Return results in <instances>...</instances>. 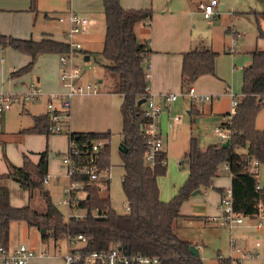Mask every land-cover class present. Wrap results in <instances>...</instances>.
I'll return each instance as SVG.
<instances>
[{
    "label": "trees",
    "instance_id": "1",
    "mask_svg": "<svg viewBox=\"0 0 264 264\" xmlns=\"http://www.w3.org/2000/svg\"><path fill=\"white\" fill-rule=\"evenodd\" d=\"M105 34L101 55L107 60L103 67L107 74L117 75L115 91L122 95V144L121 151L125 173L122 188L129 203L126 213L117 212L110 198V178L102 176L98 181H85V194L78 199V207L86 215L81 219L66 218L53 202L44 181L48 173V150L40 153L38 162L27 154L23 164L18 166L8 161V171L0 174V246L9 248L11 223L24 221L30 227L44 229L42 240L64 239L68 236L85 237L84 244L76 248L84 254L109 252L117 248L122 254L142 253L157 256L159 264H233L230 257L219 255L215 263L208 262L191 252V242L182 238L177 223L185 216L181 207L197 189L212 187L214 179L221 175L224 164L231 172L233 205L238 214L257 218L264 216V186L258 187V179L250 171V158L264 163V129L256 126V118L264 107V49L253 53L252 65L244 69L242 96L230 124V144H210L201 148L197 138L191 136L186 152L189 174L176 195L168 201L160 196L159 177L167 173V152L156 151L155 162L150 164L147 154L150 138L146 134L149 118L145 116V103L150 85L147 59L152 52L149 38L140 40L136 25L153 17L151 8H125L120 0H103ZM33 11L37 0H32ZM257 20L258 37L264 39V10L251 11ZM47 15V14H46ZM0 46L11 47L30 55L31 60L12 71V77H19L30 71L39 54H64L70 50L66 41L45 37L40 40L19 38L0 31ZM218 52L211 48L192 49L184 53L182 63L183 89L190 88L194 81L205 74H215ZM192 107V116L198 112ZM34 124L21 132L50 134L48 114L33 116ZM226 122L222 123L223 125ZM79 142L84 156L98 155V172H108L111 163V132L81 131L70 134ZM98 139L107 140L103 149L90 150L91 143ZM89 149H88V147ZM247 147V154L240 149ZM14 179L30 194L42 190L46 210L39 212L32 205L13 206L10 202L9 180ZM223 192L224 188H216ZM203 218V216H191ZM99 264V263H97ZM117 264H127L118 262ZM140 264V263H128Z\"/></svg>",
    "mask_w": 264,
    "mask_h": 264
},
{
    "label": "crops",
    "instance_id": "2",
    "mask_svg": "<svg viewBox=\"0 0 264 264\" xmlns=\"http://www.w3.org/2000/svg\"><path fill=\"white\" fill-rule=\"evenodd\" d=\"M77 1L84 3V6L80 7L79 9L81 12L78 13H81L88 18V23L84 28V32L78 35V39L82 43L83 47L84 39L86 36H88L92 29L100 25L105 27V17L102 20L100 15L97 14V10L100 12L99 14H101V12L104 14V10L102 11V9H104L103 0H37L36 11H33L31 8L32 0H0V31L2 33L19 38H33L36 40H40L45 37H51L56 40L66 41V39L62 38V36L65 35V31L68 27V15L71 11H74L71 8ZM120 1L122 6L125 8H151L153 10V17L151 19L150 25L146 21L138 23L136 25V33L140 40L149 38L150 46L152 49V52L149 54L147 59L150 79L149 92L159 96L167 93L178 94L177 99L164 105V110L160 117V136L163 142L162 149L166 150L168 160L169 154L166 147L169 144L168 128L170 129L172 126H174L175 122L178 121L176 117L180 116L178 115L172 118V108L179 104L180 107L186 108L188 110V113L192 115V107H194V110L198 112V117L196 119L198 122L202 119V116H205L208 113L221 114L226 120V114L229 112V110L232 109V100H230L231 96L229 94V90H232L238 97L243 94L239 93V95L236 92V86L238 83H243L244 69L252 65L253 53L255 52V50L264 49V46H259L258 44H256L253 47H248L247 49H244L246 51L242 53H239L238 48L237 51H231V43L234 34L237 38V42L239 39L243 38V33L239 32L235 28L234 21L236 17H239V15H253L256 19L255 15L251 11L264 10V0H239L240 3L235 4L233 0L231 9L228 11V13H226L230 15L231 20L229 22L224 18V15L226 14L223 12L220 0H218V4L215 7V14L210 20L204 16L202 7L200 6V4L202 3H209L210 0ZM239 6H241V8ZM48 21H50V23L56 24V28L52 27V25H50ZM204 22L207 23L208 29L202 28ZM45 23H48L49 27H45ZM261 26L264 29V21L261 23ZM30 32L32 33L31 35H29ZM224 34H230L231 41H226ZM258 39L262 38L258 37L257 32L256 40ZM217 42L221 44L220 47L216 46ZM0 47L2 48V46ZM203 48H211L214 51L218 52L215 64L216 68L215 74H205L198 77L194 81L192 85L194 93L205 94L209 96L208 99L194 102L192 101L191 96L182 95L183 55L189 50ZM2 49H4V47ZM101 49L87 51L86 53V51H82V48L81 51L88 55V60H90L91 56L89 53L94 52L102 56L100 53ZM15 55L16 54H12L13 59L11 61V69H9L10 76H7L6 78L7 80L9 79L11 81L15 79L11 76V72L26 65L31 60L30 55H28V58H26L24 61L17 62L15 60ZM59 57L60 55L57 53L39 54L35 59V64L33 68L34 70H32L30 75L31 81L26 85L25 89L22 91H17L13 89L9 90L4 87L3 81L5 80V77L3 76V73L1 71L3 69V67L1 66L0 73L2 77L0 82V90L23 92L30 85L36 84L40 86L46 94L60 91L61 67ZM2 61L5 60L2 59ZM100 62L102 68L104 69L103 64H105L106 61ZM99 75L100 77L98 79V83L101 85H98V92L90 95H78V97L74 100L73 111L75 114L74 116L76 118V125L73 126L71 124L70 118L68 122V129L72 132H105L107 130L111 132V151L112 149H114L117 159L113 158L112 154V166L109 170L110 178L111 171L114 168H118V165L122 168L121 174L124 175L123 172L125 173L123 160L121 157L122 141H120V136L122 135L121 103L123 101V98L122 95H120L119 93L117 94V92L115 91L114 86L117 81V77L115 75L107 74L105 69L104 73ZM222 94L228 96L231 108L219 109L217 107V101L220 99ZM180 96L184 97L182 101H179ZM26 104L28 103H16V107L18 105L16 112L11 114L7 111L5 112L6 114L4 113L5 115H2V118L0 120V174L8 171V161L20 166L23 164L24 155L27 154L31 157L34 162H38L40 159V153L47 149L48 181L44 183L43 189L48 190L51 194L52 186L62 185L64 189L68 185L67 168L62 162L61 155L68 150L69 136L67 133L45 134L21 132L23 129L30 127L34 124L33 116L47 114L46 103H44L45 109L41 112H32L30 106H27ZM24 112H28L31 115V118L28 122L23 121L22 119ZM71 112L72 110L70 109V117ZM10 115H12L13 117L14 125L8 123L7 119L10 117ZM79 116L81 118L80 120L78 119ZM224 119L222 118L218 125L224 123ZM212 144L220 143L216 142ZM188 148L185 151L184 156H186ZM181 163H186V166H188L186 157L184 161H181ZM187 171L189 174L188 167ZM217 180L218 177L214 179L212 187L204 190L206 195H208V193L210 192H214V190L212 189L219 188L216 187ZM258 182L261 185H264V183L260 181ZM17 183L19 184L20 188L15 182H11L10 187V202L13 206H24L30 204L36 209V207L32 204V199L33 197H36L37 194H39V203L42 202L43 205L42 203L40 204L44 206V208H46L44 197L43 195H41V189L38 192L37 190H35L32 196L28 189H24L18 181ZM202 190L203 189H200L198 193H201ZM216 192L219 193V195L222 193L219 190H217ZM82 194H85L84 190L78 191L76 193L77 198L79 199ZM211 198L215 200V203H217V209L216 207H214L213 211H209L207 213L205 212L202 214H186L181 208L182 215L187 218H192L191 216L193 215L203 216L205 219V223L207 225H210V223L208 222V217L211 216L210 214L215 215V213H220L219 196H211ZM79 210L82 209H80L77 204V206H75L74 208V213L77 215L76 212H78ZM85 215L86 213L84 214V216ZM67 218L69 217L67 216ZM212 226L217 225L212 224ZM255 229L258 232L256 240H260V234L264 231L258 230L257 228ZM38 231L41 234L45 232L44 229H38ZM231 235H234L233 231H230V238ZM48 239L50 243H52V245H55L53 244L54 241L55 243L57 242L60 244L58 247L54 248L55 252L57 248H59L58 251H61V243L64 242L66 244L65 253H50L47 250L50 248V243L46 245L45 241H43L46 246V249L39 251H45V256L33 258L30 264L36 258H54V264H66L64 260V255L69 249L67 238L57 240H54L53 238H51L52 240L50 238ZM184 239L189 240L192 245L197 247L199 251V256H201L205 260L212 258L206 254L205 249H203L205 255H202L201 253L202 247L206 246L205 243H198V241H196L193 235L191 237H185ZM83 244L84 241L76 240L73 244V248H79ZM17 246L18 245H9V248L13 249ZM259 248L260 247L255 246V242L253 247L250 249H247V247L245 246L243 247L245 252L254 251L260 253ZM260 255L262 256L261 253Z\"/></svg>",
    "mask_w": 264,
    "mask_h": 264
},
{
    "label": "rangeland",
    "instance_id": "3",
    "mask_svg": "<svg viewBox=\"0 0 264 264\" xmlns=\"http://www.w3.org/2000/svg\"><path fill=\"white\" fill-rule=\"evenodd\" d=\"M223 12L226 14L232 7V1L233 0H220ZM235 3H240L239 0H234ZM84 6L83 2L77 1L73 6L72 10L78 12H81L79 9L80 7ZM241 8V6H239ZM69 9V8H68ZM104 9H102L103 11ZM251 11V10H250ZM97 10V14L100 15L101 19L103 20L104 14ZM81 14V13H80ZM237 16V15H236ZM224 18L229 22L231 20L230 15L226 14L224 15ZM235 28L243 33V38L239 39L237 42V48L239 50V53L245 52L248 47H253L256 44L259 46H264V39H258L256 40L257 35V22L253 15H239V17H236L235 19ZM52 27L56 28V24L50 23ZM48 23H45V27H49ZM103 24V23H102ZM203 29L207 28V23H203ZM53 29V28H51ZM105 27L100 25L98 27H95L90 31L88 36L85 37L83 42V50L82 51H93V50H99L102 48L103 41H104V33ZM32 33L30 32L29 35ZM28 37V36H26ZM31 37V36H29ZM226 41H231V35L230 34H224ZM62 38L66 39V36L63 35ZM83 38V37H82ZM216 46L220 47L221 44L219 42L216 43ZM3 48V47H2ZM0 47V67L2 66L3 69L1 70L3 73V76L5 77V80L3 81V85L5 88L9 90H17L22 91L25 89L26 85L31 81L30 75L33 68L24 73L23 75L19 77H14L15 79L7 80V76H10V70L11 69V61H12V54L15 55V60L17 62H22L26 58H28V54L19 52L11 47H4L2 49ZM82 51H78L76 54V61L81 64L82 67V74L84 80H89L91 82L97 83L98 85H101L98 83V79L100 77L99 74L104 73V69L101 66L100 61H106L107 60L96 53H89L91 58L90 60H85L86 54ZM23 58V60H22ZM4 59L5 61H2ZM27 62V61H26ZM25 62V63H26ZM1 73H0V82H1ZM117 77V75H116ZM242 86L243 83L237 84L236 92L242 93ZM62 90V86H61ZM241 91V92H240ZM118 94V93H117ZM240 95V94H239ZM242 96V95H241ZM239 96V99L240 97ZM76 96L73 99L77 98ZM184 99L183 96L179 97V101H182ZM230 100L231 97H230ZM230 100L228 96L222 94L220 99L217 101V107L219 109H229L230 106ZM73 102L71 107V124L75 126V114L73 111ZM45 101L42 100L40 102H28L26 104L27 106H30L32 112H41L45 109ZM18 107V105H17ZM16 105L8 110L11 114L16 112L17 110ZM230 111V110H229ZM7 112V111H6ZM6 114V113H5ZM4 114V115H5ZM172 118L175 116L180 115L181 118L177 122H175L174 126H172L170 129L168 128V146L167 151L169 154V158L167 160V173L163 176L159 177V185H160V196L165 201L170 200L173 198L176 193L178 192L179 188L184 184L185 180L188 177V171L186 163L182 164L181 161L185 160L184 153L187 150L189 146V140L191 136H195L197 138L198 144L200 147H207L209 144L212 143H223L219 137L216 136V134L213 132L214 127L218 125V123L224 119L223 115L216 114V113H208L205 116H202V119L198 122L196 119L198 116H192L188 113V110L184 107H180V105H176L174 108H172L171 112ZM31 118V115L28 112H24L22 119L23 121L28 122ZM81 119L80 116L78 118ZM8 123L11 125H14V120L12 115L7 119ZM225 121V119H224ZM256 126L259 129H264V107L260 110L257 118H256ZM165 136V133H164ZM122 141L123 136H120ZM119 138V139H120ZM121 143V142H120ZM114 149L111 151V158L113 154V158L117 159L116 153L114 157ZM118 156V152H117ZM118 168H114L110 173V198L112 201V205L114 209L119 213H126V196L122 188V177L121 174L122 168L121 166H117ZM255 176L257 177L258 181L264 183V163H259V165L253 166L251 170ZM124 174V172H123ZM11 182H15L18 187L19 184L17 181H14L13 179L9 180V187H11ZM231 175L226 172L225 169H223V172L218 177V180L216 181V187H227L231 184ZM20 188V187H19ZM52 193V200L53 202L60 208V210L65 214L66 218L68 216V206L64 204H60L59 201L66 198L67 196L63 192V186H52L51 188ZM205 189L202 190L201 193L191 195L187 200H185L182 204V210L186 214H202L207 213L209 211H213L214 207L217 209V203H215V200L211 198V196H219L221 200V194L217 193L216 189L214 192L208 193L206 195ZM216 190V191H215ZM40 191L37 189V192ZM37 194V193H36ZM42 195V194H41ZM84 194H82L83 196ZM39 194L36 195V197H33L32 204L36 207V210L39 212H44L46 208H44L43 203L42 205L39 203ZM219 200V201H220ZM220 211V210H219ZM82 212V213H80ZM77 215L76 218H83L85 211L79 210L76 212ZM216 214V213H215ZM81 215V216H78ZM213 215V214H210ZM262 220L264 223V216H260L257 218H250L245 217L244 223L242 225H239L234 228L233 234L235 237L241 242L242 246L247 247V249H250L253 247L254 242L256 240V236L258 234L257 230L251 226L252 223L258 220ZM208 223V222H207ZM209 224V223H208ZM177 231L179 235H181L183 238L185 237H191L192 235L195 237L196 241L198 243H205L206 246L202 247V255H205L203 252V249L206 250V254L209 257H212L211 259H207L208 262L215 263L217 261V257L221 255V257H229L230 256V231L228 228L225 227H219V226H212L207 225L205 223V219L203 218H187L184 217V219H181L177 223ZM212 234V235H211ZM215 239H214V237ZM51 239V238H50ZM52 240V239H51ZM260 241L261 246L259 248L260 253L262 256L258 258L253 257H247L241 261V264H264V232L260 234ZM24 242L25 244H29L36 248V250H45L46 246L43 243L42 240V234L38 231V228L36 227H30L26 222L24 221H14L11 224V231H10V240L9 245H19L20 243ZM53 242V241H52ZM46 245L50 243L49 239L45 240ZM50 243V248L47 249L50 253H62L64 254L66 251V244L64 242L61 243V251H58L59 248H57L56 252L54 251L55 247H58L60 244L55 243V241ZM262 257V258H261ZM54 258L47 259V258H36L32 261L31 264H54L53 263Z\"/></svg>",
    "mask_w": 264,
    "mask_h": 264
},
{
    "label": "built area",
    "instance_id": "4",
    "mask_svg": "<svg viewBox=\"0 0 264 264\" xmlns=\"http://www.w3.org/2000/svg\"><path fill=\"white\" fill-rule=\"evenodd\" d=\"M218 0H210L209 3H202L203 14L207 19H211L215 14V7ZM68 27L65 31L66 42L69 44L70 50L67 53L60 54V84L62 90L46 94L44 90L36 85H30L23 92L0 90V120L2 115L12 109L18 102H40L42 100L46 103L47 114L49 116L51 125L50 131L52 133H67L69 136L68 150L61 155L62 162L67 168L68 185L63 189L66 198L59 201L60 204L68 206V217H75L74 208L78 204L76 193L84 190L85 181L79 177H87L89 181H98L102 176L107 177L108 172H98L97 159L98 155H91L86 157L79 147V142L70 134L68 129V122L70 119V109L73 99L78 95H90L98 92V84L90 81H85L82 74V67L76 61V54L82 50V43L78 39V35L84 32V28L88 23V18L80 13L71 11L68 15ZM231 51H237V38L235 34L232 38ZM149 92V89H148ZM232 98V109L226 114L225 124H220L214 127L213 132L222 142L229 139L231 128L230 124L236 113V108L239 103V97L229 90ZM182 95L191 96L192 101H202L208 99V95L195 94L192 86L188 89L182 90ZM177 93H167L161 96L150 93L145 101V116L149 118L146 134L150 138V150L147 154V160L150 164L155 162L156 151L162 149L163 142L160 133V117L164 110V105L177 99ZM180 119V117H176ZM1 130V123H0ZM107 140L98 139L91 143L92 151L98 152L103 149ZM88 147V146H87ZM89 149V147H88ZM247 147L240 149L241 154H247ZM259 165L257 159L250 158L249 169L253 166ZM231 175L229 165L226 163L222 166ZM47 176L44 183H46ZM260 183L258 187L260 188ZM220 213L208 217V222L217 226L227 227L231 232L235 227L244 223L245 216L238 214L233 205L232 187H224L221 193V200L219 203ZM130 210L129 203H126V211ZM251 226L258 230L264 231V223L261 220L254 222ZM69 249L64 255L66 264H117L123 263H140V264H159L160 259L157 256L145 255L140 252L133 254H122L117 248L109 252H92L84 254L80 250L73 248L76 240L86 241L85 237L78 235L76 237H67ZM260 240L255 241V246L260 247ZM45 251H37L36 248L24 242L20 243L16 248L10 249L8 247L0 246V263L2 264H30L35 257H44ZM259 252H245L239 240L231 235L230 238V259L233 264H241V261L247 257L258 258Z\"/></svg>",
    "mask_w": 264,
    "mask_h": 264
},
{
    "label": "water",
    "instance_id": "5",
    "mask_svg": "<svg viewBox=\"0 0 264 264\" xmlns=\"http://www.w3.org/2000/svg\"><path fill=\"white\" fill-rule=\"evenodd\" d=\"M85 59L88 60V59H89V56L86 55ZM145 101H146V98H141V99L138 101V104L145 103ZM229 144H230V140H229V139H227L226 141H224V142L222 143L223 146H228ZM126 149H127V148H126L125 146H123V144H122V146H121V151H126ZM199 190H200V189L195 190V191L193 192V194H197V193L199 192ZM190 249H191V252H192L195 256H199V251H198V249H197L196 246L191 245Z\"/></svg>",
    "mask_w": 264,
    "mask_h": 264
}]
</instances>
